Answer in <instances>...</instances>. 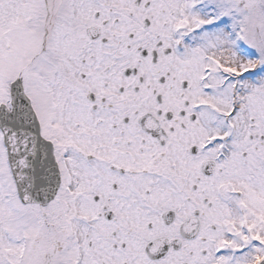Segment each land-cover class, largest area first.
I'll return each mask as SVG.
<instances>
[{
  "label": "snow or ice",
  "instance_id": "snow-or-ice-1",
  "mask_svg": "<svg viewBox=\"0 0 264 264\" xmlns=\"http://www.w3.org/2000/svg\"><path fill=\"white\" fill-rule=\"evenodd\" d=\"M0 264H264V0H0Z\"/></svg>",
  "mask_w": 264,
  "mask_h": 264
}]
</instances>
